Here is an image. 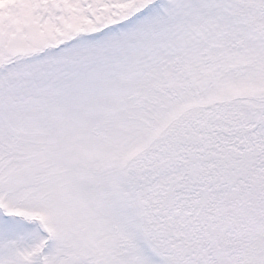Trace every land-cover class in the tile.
<instances>
[{
	"label": "snow or ice",
	"instance_id": "obj_1",
	"mask_svg": "<svg viewBox=\"0 0 264 264\" xmlns=\"http://www.w3.org/2000/svg\"><path fill=\"white\" fill-rule=\"evenodd\" d=\"M0 264H264V0H0Z\"/></svg>",
	"mask_w": 264,
	"mask_h": 264
}]
</instances>
